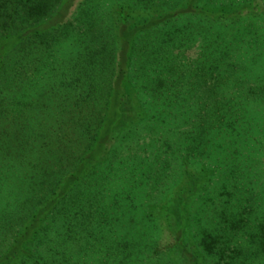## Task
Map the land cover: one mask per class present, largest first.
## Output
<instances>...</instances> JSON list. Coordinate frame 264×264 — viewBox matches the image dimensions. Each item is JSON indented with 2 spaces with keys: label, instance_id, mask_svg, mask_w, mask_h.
<instances>
[{
  "label": "trees",
  "instance_id": "trees-1",
  "mask_svg": "<svg viewBox=\"0 0 264 264\" xmlns=\"http://www.w3.org/2000/svg\"><path fill=\"white\" fill-rule=\"evenodd\" d=\"M161 238L264 264V0H0V264Z\"/></svg>",
  "mask_w": 264,
  "mask_h": 264
},
{
  "label": "rangeland",
  "instance_id": "rangeland-1",
  "mask_svg": "<svg viewBox=\"0 0 264 264\" xmlns=\"http://www.w3.org/2000/svg\"><path fill=\"white\" fill-rule=\"evenodd\" d=\"M259 191H262V189H259ZM170 238L171 237H169V239ZM160 242L162 243V238ZM161 243H160V247L162 248L161 250L166 251L159 254L161 257L155 256L153 254L149 257L148 254H146L145 258L143 259V262H139V264H190L187 261L186 254L183 249L175 248L174 250L172 249L168 250L167 248H163L162 246L164 245V243L162 244ZM189 249H191L190 246H188V250ZM159 259L162 260L159 261ZM255 264H261V262L259 261V263H255Z\"/></svg>",
  "mask_w": 264,
  "mask_h": 264
}]
</instances>
